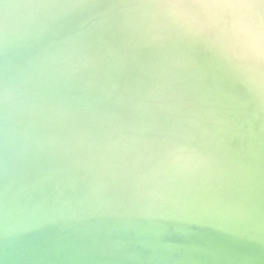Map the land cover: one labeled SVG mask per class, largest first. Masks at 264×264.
<instances>
[{"label": "water", "instance_id": "water-1", "mask_svg": "<svg viewBox=\"0 0 264 264\" xmlns=\"http://www.w3.org/2000/svg\"><path fill=\"white\" fill-rule=\"evenodd\" d=\"M34 1L0 0V23L8 21L22 26L20 32H30L35 22L28 20L21 10L31 8ZM38 2L56 7L64 22L58 27L42 22L30 43H17L19 47L33 45L59 29H66L56 40H45L47 45L32 56L33 64L37 65L48 54L51 68L37 66L35 70L28 62L19 75L8 78L16 89L14 98L4 103L7 109L13 106L9 112L12 108L20 111L22 107L38 112L37 104L46 96V89L51 90V85L74 78L68 75L71 65L73 70L75 63L90 55L99 53L109 58L125 51L124 66L102 64L100 70L103 77L111 78L113 83L129 86L124 90L131 96L120 99L114 88L115 93L106 90L105 100L114 105L111 108L95 105L92 101H79L83 100V94L75 98L77 102L67 98L64 99L70 103L63 99L50 100L62 106L61 113L66 121L58 126L46 125L44 134H50L49 138L64 136L65 141L75 140L77 153L82 154L86 145L100 141L102 147L94 150L100 164L94 172L101 176L99 179L108 180L109 169L121 165L113 161L115 154L154 157L153 162L160 169L161 186L167 188L157 191L148 186L145 190L141 186L133 188L138 209L119 210L132 218L122 217V221L139 225L145 222L189 223L196 235L234 238L239 240L237 242H254L253 238L256 244L264 246V101L250 91L220 51L204 38L147 8L150 0H36L35 3ZM57 2L61 5L55 6ZM64 6L68 8L66 11ZM70 8L75 11L66 14ZM155 36L157 40L153 41ZM18 46L10 47L8 42L0 46L5 47L0 48L2 67L22 61L23 51L15 50ZM89 66L77 70L79 75L84 76ZM36 71H41V75L36 76ZM84 77L87 78V74ZM42 78L47 81L42 82ZM75 79L82 82L80 78ZM3 83L1 80L0 84ZM92 85L90 81L88 84L82 82L78 89H88L89 96L102 95L98 86ZM141 88L142 95L134 97V92ZM29 103L32 107H27ZM53 114L56 116L57 111L53 110ZM20 116L15 122L30 126L31 129L23 127L24 133L30 140H36L35 124ZM117 119L121 123L114 122ZM122 133L124 139H118L117 145L123 148L117 153L111 152L112 143ZM135 138H143L142 143L138 144ZM234 162L245 172L240 173L239 182L232 178L234 184L230 186L234 191L232 195H240L239 201L221 203L218 198L226 188L225 183L240 169ZM63 173L59 172L56 178L66 179ZM174 188H177L176 193L168 196ZM141 198L145 205L148 202L159 203L161 207L165 204L174 206L176 211L168 216L145 213ZM90 211L99 221L114 217L105 214L106 217L100 218L98 208H90Z\"/></svg>", "mask_w": 264, "mask_h": 264}, {"label": "bare ground", "instance_id": "bare-ground-1", "mask_svg": "<svg viewBox=\"0 0 264 264\" xmlns=\"http://www.w3.org/2000/svg\"><path fill=\"white\" fill-rule=\"evenodd\" d=\"M35 2L36 0L31 8L21 10L23 12L21 14L35 22V28L30 32H20L22 26L2 21L0 46L5 42H8L10 47L18 46L17 43H30L33 39L31 37L44 21L50 23L52 27H58L64 22L56 7ZM60 5V2L55 3V6ZM64 9L66 11L68 8L64 6ZM74 11L70 8L66 14ZM65 29H59L33 45L18 46L15 50L23 51L24 55L22 59L20 58L22 60L20 63L6 64L3 67L0 64V81L4 82L0 84V126L3 125L0 127V264H264V246L256 244L253 238L254 242L243 240L237 242L239 240L235 241L234 238L196 235L189 223L177 225L145 222L146 225H139L131 221H122L129 216L119 210L138 209L137 196L132 194L133 188L141 186L144 188L142 190H145L148 186L152 191L167 188L161 186L158 177L159 167L153 162V156L115 154L113 161H118L121 165H113L109 169L108 180L99 179L101 176L94 172V168L100 165L97 163L98 158L95 157V151L102 147L100 141L86 145V151L82 154L77 153L79 150L76 148L75 140L69 138L65 141L64 136L49 138L50 134L47 136L44 134L48 125L58 126L61 121H66L63 112L61 113L62 106L50 100L63 99L69 102L67 100L69 99L77 102L75 98L83 94V100L79 101L86 103L92 101L95 105L111 108L114 105L105 100L106 90L115 91L120 99L131 96L126 93L128 90H124L129 89V86L113 83L111 78H104L100 70L102 64L124 66L125 51L109 58L99 53L90 55L84 61L75 63L73 70L71 65L68 75H72L69 77L74 75V78L66 79L63 84L51 85L49 88L52 91L46 89V96L37 104L40 107L38 112L23 107L20 111L12 108L9 112L8 109L13 106L7 109L6 104L14 98L12 96L16 89L8 78L19 75L28 62L35 70L37 66L51 68L48 54L37 65L33 64L32 56L47 45L45 40H56ZM157 37L155 36L153 41L157 40ZM88 66L89 70L83 72L84 76L87 74L88 77L79 75L80 72L77 70ZM40 72L36 71V76L41 75ZM75 78H80L84 84H88V81L93 82L92 86H98L97 90L102 95L99 96L90 89L98 96H89L86 94L88 89H78L82 82ZM45 81L47 80L42 78V82ZM142 91V88L136 90L134 97L141 96ZM31 105L29 103L27 107H32ZM53 110L57 111L56 116ZM19 116L24 121L35 124L33 128L36 140H30L24 133L23 127L31 129L30 126L15 122V118ZM114 122L121 123V120L117 119ZM126 127L129 131L128 124ZM124 135L122 133L120 137H116L111 152L117 153L123 148L118 147L117 140L124 139ZM134 140L140 144L143 138ZM227 161L230 162L228 159ZM234 164L236 166L235 162ZM236 167H240L239 171L231 174V178L225 183L226 188L218 198L221 203L229 200L239 201L240 195H232L234 191L230 186L234 184L232 178L239 182L240 173L245 172L241 166ZM58 170L64 171L66 179L56 178L57 175L60 176ZM226 175L229 176V173ZM98 182L100 186H97ZM96 187L97 190L94 189ZM176 191L177 188H174L167 195L173 196ZM163 200L165 201L164 198ZM141 202L145 213L153 212L168 216L173 215V210L176 211L174 206L164 204L161 207L159 203L154 202L145 205L142 198ZM90 208L101 210L98 212L101 214L100 218L106 217L105 214L113 215V220L95 219L96 217L89 213ZM82 209L86 211L80 212Z\"/></svg>", "mask_w": 264, "mask_h": 264}, {"label": "clouds", "instance_id": "clouds-1", "mask_svg": "<svg viewBox=\"0 0 264 264\" xmlns=\"http://www.w3.org/2000/svg\"><path fill=\"white\" fill-rule=\"evenodd\" d=\"M146 7L216 47L264 101V0H150Z\"/></svg>", "mask_w": 264, "mask_h": 264}]
</instances>
